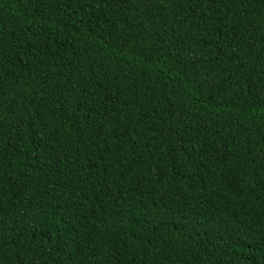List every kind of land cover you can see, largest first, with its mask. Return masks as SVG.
Here are the masks:
<instances>
[{"label": "trees", "instance_id": "1", "mask_svg": "<svg viewBox=\"0 0 264 264\" xmlns=\"http://www.w3.org/2000/svg\"><path fill=\"white\" fill-rule=\"evenodd\" d=\"M0 264H264V0H0Z\"/></svg>", "mask_w": 264, "mask_h": 264}]
</instances>
